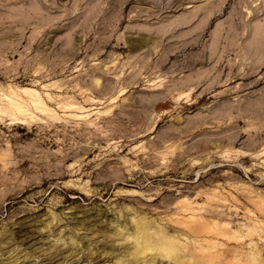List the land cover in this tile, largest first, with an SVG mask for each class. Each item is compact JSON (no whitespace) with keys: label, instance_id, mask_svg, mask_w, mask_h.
Masks as SVG:
<instances>
[{"label":"rangeland","instance_id":"obj_1","mask_svg":"<svg viewBox=\"0 0 264 264\" xmlns=\"http://www.w3.org/2000/svg\"><path fill=\"white\" fill-rule=\"evenodd\" d=\"M175 256L264 264V0H0V264Z\"/></svg>","mask_w":264,"mask_h":264},{"label":"bare ground","instance_id":"obj_2","mask_svg":"<svg viewBox=\"0 0 264 264\" xmlns=\"http://www.w3.org/2000/svg\"><path fill=\"white\" fill-rule=\"evenodd\" d=\"M240 64H242V63H240ZM135 228H136L135 231H137L139 233L138 236L141 237L143 240H142V242L140 241V243H136V247L133 251L134 254L150 248V249H154V250H162L165 252V254L167 256L172 257V255H174V253L176 251H180V249H182V247H184L180 244H177V243H174L173 241H171L166 236L164 231H162L158 237L153 238L152 235L148 231L149 230V224L144 222V221L136 222ZM174 261L178 264H182V262L178 256L174 257Z\"/></svg>","mask_w":264,"mask_h":264}]
</instances>
